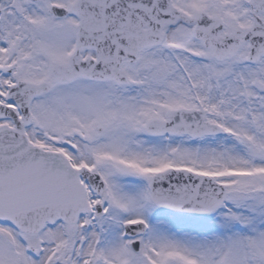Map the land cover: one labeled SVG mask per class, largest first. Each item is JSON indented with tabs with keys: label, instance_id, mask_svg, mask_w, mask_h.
<instances>
[{
	"label": "snow or ice",
	"instance_id": "obj_1",
	"mask_svg": "<svg viewBox=\"0 0 264 264\" xmlns=\"http://www.w3.org/2000/svg\"><path fill=\"white\" fill-rule=\"evenodd\" d=\"M0 264H264V0H0Z\"/></svg>",
	"mask_w": 264,
	"mask_h": 264
}]
</instances>
